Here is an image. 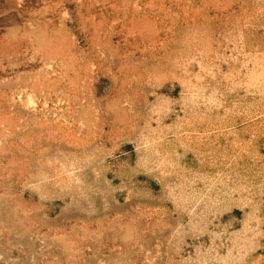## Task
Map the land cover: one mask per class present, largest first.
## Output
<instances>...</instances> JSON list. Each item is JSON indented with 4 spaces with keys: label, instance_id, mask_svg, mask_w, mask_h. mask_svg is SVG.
Wrapping results in <instances>:
<instances>
[{
    "label": "rangeland",
    "instance_id": "1",
    "mask_svg": "<svg viewBox=\"0 0 264 264\" xmlns=\"http://www.w3.org/2000/svg\"><path fill=\"white\" fill-rule=\"evenodd\" d=\"M0 264H264V0H0Z\"/></svg>",
    "mask_w": 264,
    "mask_h": 264
}]
</instances>
